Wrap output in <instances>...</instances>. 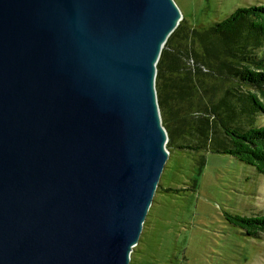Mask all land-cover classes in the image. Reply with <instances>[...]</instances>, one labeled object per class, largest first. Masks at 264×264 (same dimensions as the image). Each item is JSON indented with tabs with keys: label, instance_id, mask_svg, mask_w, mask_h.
I'll use <instances>...</instances> for the list:
<instances>
[{
	"label": "water",
	"instance_id": "1",
	"mask_svg": "<svg viewBox=\"0 0 264 264\" xmlns=\"http://www.w3.org/2000/svg\"><path fill=\"white\" fill-rule=\"evenodd\" d=\"M181 19L175 0H0V264H129Z\"/></svg>",
	"mask_w": 264,
	"mask_h": 264
},
{
	"label": "trees",
	"instance_id": "2",
	"mask_svg": "<svg viewBox=\"0 0 264 264\" xmlns=\"http://www.w3.org/2000/svg\"><path fill=\"white\" fill-rule=\"evenodd\" d=\"M156 70L170 155L176 150L191 153L201 169L206 152L228 153L264 173V3L238 6L221 20L199 25L181 19ZM223 218L248 236H264V211H225ZM148 220L149 213L144 229ZM144 232L129 264H159L142 252Z\"/></svg>",
	"mask_w": 264,
	"mask_h": 264
},
{
	"label": "rangeland",
	"instance_id": "3",
	"mask_svg": "<svg viewBox=\"0 0 264 264\" xmlns=\"http://www.w3.org/2000/svg\"><path fill=\"white\" fill-rule=\"evenodd\" d=\"M175 2L182 19L199 25L264 0ZM197 163L183 150L168 155L156 187L160 191L153 195L149 220L142 228V252L159 264H264V236H248L223 218L225 211L243 215L264 211V173L222 152H206L201 169Z\"/></svg>",
	"mask_w": 264,
	"mask_h": 264
}]
</instances>
